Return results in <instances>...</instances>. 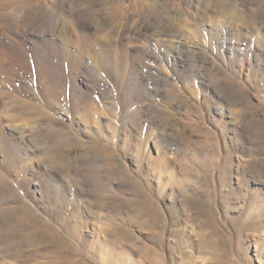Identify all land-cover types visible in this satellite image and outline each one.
Listing matches in <instances>:
<instances>
[{"label": "rangeland", "instance_id": "obj_1", "mask_svg": "<svg viewBox=\"0 0 264 264\" xmlns=\"http://www.w3.org/2000/svg\"><path fill=\"white\" fill-rule=\"evenodd\" d=\"M0 264H264V0H0Z\"/></svg>", "mask_w": 264, "mask_h": 264}, {"label": "bare ground", "instance_id": "obj_2", "mask_svg": "<svg viewBox=\"0 0 264 264\" xmlns=\"http://www.w3.org/2000/svg\"><path fill=\"white\" fill-rule=\"evenodd\" d=\"M61 32V31H60ZM212 67V66H211ZM139 99V98H138ZM142 101V100H141ZM153 111V110H152ZM233 111V110H232ZM139 112V111H138ZM136 113V112H135ZM151 119V118H150ZM137 120V119H136ZM155 120V119H154ZM152 122V121H151ZM154 123V122H153ZM94 152H96V154H100L102 156L108 155L107 151L105 149L102 148H94L93 149ZM108 161V160H107ZM213 162V161H212ZM187 198V197H186ZM204 211V210H203ZM148 221V220H147ZM146 226V225H145ZM124 235V234H123Z\"/></svg>", "mask_w": 264, "mask_h": 264}]
</instances>
